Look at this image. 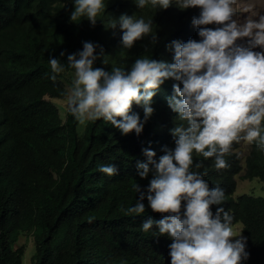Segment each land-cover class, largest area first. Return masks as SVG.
<instances>
[{"label": "clouds", "instance_id": "1", "mask_svg": "<svg viewBox=\"0 0 264 264\" xmlns=\"http://www.w3.org/2000/svg\"><path fill=\"white\" fill-rule=\"evenodd\" d=\"M62 2L51 6L73 26L81 23L79 30L47 38L40 24L33 28L13 13L5 24L1 20L0 54L3 48L7 77L20 71L62 92L43 99L63 120L71 114L79 133L89 121L101 122L120 135L112 148L129 142L136 153L139 179H133L142 190L135 186L139 199L117 221L110 200L93 208L88 190L71 184L91 175L89 169L81 165L82 176L67 183L79 210L100 217L92 245L106 250L110 264H264L257 247L264 237L245 233L243 220L226 206L227 197L260 195L240 190L244 169L233 174L231 195L195 169L203 166L195 165L200 157L214 158L215 168L224 169L231 155L248 157L253 142L264 151V14L249 5L243 11L250 14L239 22L237 0H66L74 5L68 16L59 13ZM242 38H248L245 45L237 43ZM68 40L77 44L60 53L66 68L56 50ZM64 96L65 117L55 104ZM242 142L250 144L245 154ZM54 162L58 178L63 161ZM79 171L75 164L70 168ZM99 171L118 174L114 164ZM22 235L32 236V264L38 263L43 243L37 232H23L16 243ZM18 246L23 264L27 247Z\"/></svg>", "mask_w": 264, "mask_h": 264}, {"label": "trees", "instance_id": "2", "mask_svg": "<svg viewBox=\"0 0 264 264\" xmlns=\"http://www.w3.org/2000/svg\"><path fill=\"white\" fill-rule=\"evenodd\" d=\"M53 2L0 0V24L1 20L5 24L10 14L18 13L31 21L33 28L40 24L47 38L61 37L69 27L79 30L76 26L81 23L73 26L68 17H59L51 6ZM73 10L74 5L63 0L59 13ZM76 44L68 40L57 46L56 55L66 68H69L66 57H61L60 53L73 51ZM47 92L62 93L24 78L20 71L7 77L0 63L3 108L0 118V264L21 263L22 249L16 242L23 232H33L35 236L37 232L38 240L43 243L39 262L35 264H110L106 250H99L91 242L100 217L84 214L72 200L67 183L77 178H72L70 168L75 164L80 171L83 166L92 172L71 184L79 191L88 190L93 208L110 200L111 218L117 221L139 199L135 186L140 184L133 179H139L134 167L136 153L129 142L112 148L111 143L119 140L120 135L101 122L89 121L84 132L79 133L71 114L63 120L57 108L43 99ZM156 125L150 124L147 131H153ZM171 148H175V143ZM54 161H63L57 170L58 178L54 176L57 167ZM226 161L228 167L217 170L214 158L200 157L195 165L203 162V166L195 169L205 172L231 195L235 191L233 155ZM104 164H114L118 174L101 173L99 167ZM241 169H246L249 178L264 177V151L258 150L255 142L246 164L243 157L236 159L234 155V173ZM227 198V208L243 220L245 233L263 238L264 195ZM246 200L251 202L249 208ZM257 247L264 250V241Z\"/></svg>", "mask_w": 264, "mask_h": 264}, {"label": "rangeland", "instance_id": "3", "mask_svg": "<svg viewBox=\"0 0 264 264\" xmlns=\"http://www.w3.org/2000/svg\"><path fill=\"white\" fill-rule=\"evenodd\" d=\"M237 4L239 5V10L235 16V19H237L239 22L243 23L247 16L250 13L244 12L243 9L249 5L252 6V10L256 12L257 14H264V0H237ZM248 38H242L237 41L238 44H246ZM262 51H264V48H261ZM74 77V74L72 75ZM68 87H71V84L68 83ZM55 104L59 108L61 114L65 117L66 116V111H67V101L64 97L57 98L55 99ZM84 123L81 124L80 128L81 130L83 129ZM250 144L246 142H242L241 146L242 148L240 149V154H245L248 152L250 149ZM240 190L241 191H252L255 192L256 194L263 193L264 194V182L258 181L257 179L254 180H242L240 179ZM237 197V196H236ZM22 239H20V242L17 243L19 244H24L27 247V255L25 257V261L23 264H32V250L34 246V240L32 236L30 235H22Z\"/></svg>", "mask_w": 264, "mask_h": 264}, {"label": "bare ground", "instance_id": "4", "mask_svg": "<svg viewBox=\"0 0 264 264\" xmlns=\"http://www.w3.org/2000/svg\"><path fill=\"white\" fill-rule=\"evenodd\" d=\"M64 15H68V16H71V13H65ZM82 20H84L83 18H82ZM4 52V50L3 49H1V54ZM0 54V63H4V61H5V59H3L2 58V55ZM248 157H245V159H244V162H245V164H246V159H247ZM82 171H79V172H72V178H80L81 176H82ZM240 179H242V180H250L251 178H249L248 177V175H247V173H246V169H244L243 170V174L242 175H240L239 176V178H238V181H240ZM96 233V232H95ZM159 235L157 234V236L156 237H158ZM136 237H133L131 240H134ZM145 238L146 239H148L149 238V235H145ZM130 242V240L127 242V243H129Z\"/></svg>", "mask_w": 264, "mask_h": 264}]
</instances>
